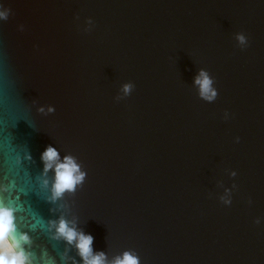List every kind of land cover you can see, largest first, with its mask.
<instances>
[{
	"label": "water",
	"instance_id": "1",
	"mask_svg": "<svg viewBox=\"0 0 264 264\" xmlns=\"http://www.w3.org/2000/svg\"><path fill=\"white\" fill-rule=\"evenodd\" d=\"M3 10L0 203L15 209L32 264H81L49 226L60 217L109 261L132 251L140 264H264V0ZM202 69L211 102L194 84ZM48 145L86 173L54 202Z\"/></svg>",
	"mask_w": 264,
	"mask_h": 264
},
{
	"label": "clouds",
	"instance_id": "2",
	"mask_svg": "<svg viewBox=\"0 0 264 264\" xmlns=\"http://www.w3.org/2000/svg\"><path fill=\"white\" fill-rule=\"evenodd\" d=\"M8 11H0V20H6ZM236 40L239 44H246L243 34H237ZM194 84L198 86V95L201 99L211 102L217 92L213 88V79L205 70H200L194 79ZM132 84L126 83L122 86V92L127 95L132 90ZM43 112L44 109L40 108ZM48 112L54 111L52 107ZM43 164V174L46 175L50 170L53 172L50 199L54 202L63 196L65 192L72 193L78 185H82L86 173L81 171L80 165L75 158L66 155L61 160L58 151L48 145L40 155ZM47 186V180L43 181ZM227 203V201H225ZM15 209L0 203V264H32L30 254L24 250V245L30 243L29 237L25 233H16L14 223ZM49 226L55 227L56 236L63 238L69 245H73L80 257L81 264H140L139 257L132 251H124L112 260H108L103 251H93V237L83 231H77L74 222L67 221L60 217L55 222H49Z\"/></svg>",
	"mask_w": 264,
	"mask_h": 264
}]
</instances>
